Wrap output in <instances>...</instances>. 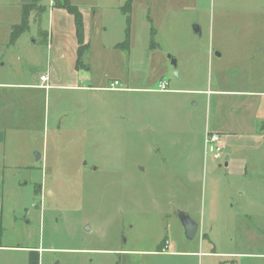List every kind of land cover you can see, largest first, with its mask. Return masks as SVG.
Listing matches in <instances>:
<instances>
[{
    "label": "rangeland",
    "instance_id": "1",
    "mask_svg": "<svg viewBox=\"0 0 264 264\" xmlns=\"http://www.w3.org/2000/svg\"><path fill=\"white\" fill-rule=\"evenodd\" d=\"M70 1L79 3L81 0ZM158 1V9L155 8L157 1H154L151 10L155 16L154 25L159 28L154 39L146 35L144 13L139 10L135 28L130 27L133 30L132 40L120 54L115 50L117 44L126 39L127 22L124 18L108 12L107 33L101 38L92 35L91 51L85 53L83 59L85 64L90 65L94 81L110 89L112 79L120 76L124 81L117 88H128V91L88 92L84 97L85 107L81 108L80 130L50 138V142H56L57 146L45 171L34 172L31 179L26 178V171L15 172L13 180L8 178L0 186V191L3 190L1 194H4L3 225L0 215L3 244L36 243L48 249L149 250L155 249L161 242L172 240L178 247L188 250L202 245V250L215 246L218 251L264 252V187L259 180L254 198L242 193L246 187L240 191L227 187L225 180L229 181L231 177L226 170L218 167L214 174L208 167L207 171L201 169L195 172L200 175L199 179L195 178L184 186L173 185L169 180L173 172L165 170V156L152 147L161 140L160 132L173 129L156 121V118L161 119L160 116L166 114L171 117L186 116L193 112L194 102H190L188 96H184L183 100L175 95L130 90H156L162 78L165 83L169 82V89H172L173 82H177L175 74L178 73L177 66L175 68L172 62L178 61L177 56L181 57L182 68L191 69L195 62L193 53L197 51L200 52L201 64L199 82H202L207 74L208 61L204 51L208 36L206 30L201 34L197 32V20L201 19L209 25L212 16H218L220 8H228L231 20H245L252 23L254 29L255 22L264 21V1L196 0L198 10L192 8L191 2L195 0ZM15 2L0 0V8L12 5L15 9ZM238 9L247 13L236 11ZM48 14L42 15L40 29L46 28ZM9 15L0 11L1 25L5 20H14ZM31 17L40 19L35 12L31 13ZM1 28L0 35L3 34ZM31 34H37L35 29ZM16 52L9 44L0 46L1 76L15 78L23 75V62L21 65ZM4 63H7L6 67H2ZM108 78L110 82H105ZM182 103L184 107L180 105ZM149 106L154 109L149 110ZM146 115L154 117L156 123L153 124L158 135L146 130ZM168 158L171 164L180 168V156L170 155ZM211 162L212 159L207 157L206 165L210 166ZM42 183L43 186L38 185ZM228 198L232 199L229 205H235L232 211L235 216L229 218L231 230H207L208 225L217 228L224 222L209 218L210 201L220 203ZM242 207L252 212L251 218L239 213ZM183 208H189L199 218L202 216L199 220L205 218L204 230L195 240H188L179 224L177 213ZM244 224L252 228L261 225V229L252 235L251 230H242ZM117 261L115 256H75L64 251H49L44 255L45 264H118ZM246 262L253 264L255 260L246 259ZM142 263L196 264L195 259L162 257H145ZM0 264H26V258L22 254L1 252Z\"/></svg>",
    "mask_w": 264,
    "mask_h": 264
},
{
    "label": "crops",
    "instance_id": "2",
    "mask_svg": "<svg viewBox=\"0 0 264 264\" xmlns=\"http://www.w3.org/2000/svg\"><path fill=\"white\" fill-rule=\"evenodd\" d=\"M32 1L16 0L17 9H13L12 5L0 8L14 18L13 21L5 20L2 25L0 24L3 29L0 46L9 44L17 51L21 65L23 62L21 70L24 72L22 76L15 78L0 74V186L8 178L13 180L16 176L15 172L26 171L28 173L26 178L31 179L34 172L45 171V167L50 163V155L55 153L57 146L56 142H50V138L79 131L81 108L85 107L83 104L86 94L110 90L94 81L90 65L84 63V55L82 66H77L79 43L75 18L65 9L55 7L54 0H46V2L44 0L46 11L40 15V19L34 20L31 17L29 29L10 45L11 29L21 22L23 5ZM154 1H157L155 8L158 9L157 7L160 6L158 0H133L129 14L124 12L128 0H87L86 2L81 0L79 3L72 1L71 3L77 6L83 15L84 41L89 46L85 53L91 51L92 35L101 38L107 33L105 25L108 12L126 20L125 36L128 18L131 21L130 27L135 28L137 11L143 12L146 35L154 39L159 30L158 26L154 25L155 16L151 12ZM191 4L192 8L199 9L196 0ZM229 11L228 8H220L218 16L213 15L209 25L201 19L197 20L199 25L196 26L197 32L201 34L206 30L208 36V45L204 51L208 61L207 74L202 82H199L201 64L198 56L200 52L197 51L193 53L195 62L191 69H185L184 66L182 68L181 57L177 56V82H173L172 89H169L170 84L166 82L167 90H160V85L165 83L162 78L156 90L144 88H130V90L161 93L166 96L175 95L182 97L183 100L184 96H188L189 101L194 102L193 112L186 116L171 117L166 114L161 115V119L156 118V121L159 120L173 129L166 133L160 132L161 140L152 146L159 150V154L165 156L163 157L164 165H167L165 170L173 172L169 179L173 185L184 186L195 178H200L196 171L199 172L201 169L207 171V168L211 167V172L214 174L218 167L226 170L227 175L231 177L229 181L225 180L227 187L233 189L232 191H240L246 187L242 193L254 198L258 180L264 187V21L255 22L253 29L250 22L240 19L231 20L227 14ZM236 11L246 12L244 9ZM45 13H49L47 26L45 29H40L43 23L41 17ZM33 29L37 34H31ZM132 32L130 28V42ZM123 43L116 46L115 51L119 54L121 50L125 51L121 46ZM6 65L7 63H4L2 67ZM165 70L169 72L168 69ZM41 76H46V81H41ZM109 80L110 78L105 82ZM115 81L121 85L124 80L120 76H115L111 85ZM110 91L125 92L128 88ZM184 103L180 105L184 107ZM150 109L152 111L154 108L149 106ZM144 120L148 125L146 130L158 135L153 124L156 123L154 117L146 115ZM208 132H215L223 137L222 154H216L213 150L207 151L205 139ZM170 155L180 156V160L182 159L180 168L171 164L168 158ZM207 157L212 159L210 166L206 165ZM26 184L27 180L24 182V185ZM38 185L43 186V183ZM2 191H0V215L3 225ZM31 192L37 194L36 190L31 189ZM231 201V198L224 199L220 203L217 200L210 201L209 218L222 219L224 222L217 228L212 224L208 225L207 230H231L229 218L235 216L232 213L235 205H229ZM181 211L189 214L199 225L196 237L193 239L195 240L204 230L205 218L199 220L202 216L199 218L198 214L193 215L189 208H183ZM239 213L246 218H251L253 215L245 207L240 208ZM178 221L184 230L180 220ZM244 225L242 230L244 228L248 230L247 232L251 230L252 235L257 234L256 230L261 229V225L256 228ZM3 231L0 230V253L9 251L22 254L26 258V264H45L44 255L49 251L55 253L64 251L67 255L75 256L81 254L105 255L109 258L115 256L118 257V264H143L142 259L145 257L195 259L196 264H248L246 259H254L253 264H264V252L227 249L218 251L215 246L202 250L204 249L202 245L200 248L198 245L193 250H188L178 247L172 240L161 242L155 249L149 250L48 249L36 243L5 245Z\"/></svg>",
    "mask_w": 264,
    "mask_h": 264
},
{
    "label": "trees",
    "instance_id": "3",
    "mask_svg": "<svg viewBox=\"0 0 264 264\" xmlns=\"http://www.w3.org/2000/svg\"><path fill=\"white\" fill-rule=\"evenodd\" d=\"M132 1L133 0H128L126 7L124 8V12L126 14L130 13ZM43 2L44 0H33L31 3L23 5L21 22L17 25H14L11 29L10 45H13L16 42V40L20 37V35H22L29 29V23H30L29 20L32 12H35L37 15H41L46 11V7L43 4ZM55 7L65 9L75 18L77 38L79 43L77 66L81 67L82 57L89 47L84 41L83 15L80 9L77 6L73 5L70 0L56 1ZM130 22H131L130 18H128V29L126 32V40L121 45L125 49H127L130 44Z\"/></svg>",
    "mask_w": 264,
    "mask_h": 264
},
{
    "label": "built area",
    "instance_id": "4",
    "mask_svg": "<svg viewBox=\"0 0 264 264\" xmlns=\"http://www.w3.org/2000/svg\"><path fill=\"white\" fill-rule=\"evenodd\" d=\"M46 76H41L40 80L41 81H46ZM120 83L118 81H115L112 85L110 90H118L117 86H119ZM160 90L161 91H165L167 90V84L166 83H162L160 85ZM223 137L215 132H208V134L206 135V139H205V145H206V149L209 152V150H213L215 151L216 154H222V152L224 151V147H223Z\"/></svg>",
    "mask_w": 264,
    "mask_h": 264
},
{
    "label": "water",
    "instance_id": "5",
    "mask_svg": "<svg viewBox=\"0 0 264 264\" xmlns=\"http://www.w3.org/2000/svg\"><path fill=\"white\" fill-rule=\"evenodd\" d=\"M172 63L176 68V66H177L176 61L174 60ZM175 75L177 76L178 74L176 73ZM39 158H40V156H39ZM178 217H179L180 223L184 229L185 237L188 240H193L196 237V234H197L198 229H199L198 223L195 222L190 217V215L185 213V212H179Z\"/></svg>",
    "mask_w": 264,
    "mask_h": 264
}]
</instances>
